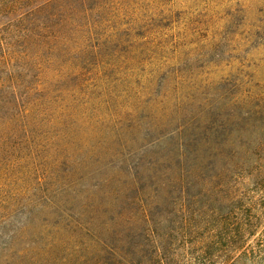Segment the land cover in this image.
Listing matches in <instances>:
<instances>
[{
    "label": "rangeland",
    "instance_id": "1",
    "mask_svg": "<svg viewBox=\"0 0 264 264\" xmlns=\"http://www.w3.org/2000/svg\"><path fill=\"white\" fill-rule=\"evenodd\" d=\"M0 30L38 120L0 128V264H148L149 228L197 264L198 208L264 209V0H0Z\"/></svg>",
    "mask_w": 264,
    "mask_h": 264
},
{
    "label": "trees",
    "instance_id": "2",
    "mask_svg": "<svg viewBox=\"0 0 264 264\" xmlns=\"http://www.w3.org/2000/svg\"><path fill=\"white\" fill-rule=\"evenodd\" d=\"M3 33L0 30V51ZM0 91L2 94L10 91L11 96L0 100V128L29 138L30 130L38 127L37 113L24 109V97L14 82H0ZM6 99L10 100L4 102ZM234 200L237 203L232 202L228 214L219 218L216 211L207 207L197 209V264H264V209L258 213L254 207L245 205L244 198ZM1 202L6 204V199L0 197ZM146 231L152 251L148 264H169L163 239H157L150 228ZM110 253L120 256L119 264H136L122 251L111 249Z\"/></svg>",
    "mask_w": 264,
    "mask_h": 264
}]
</instances>
